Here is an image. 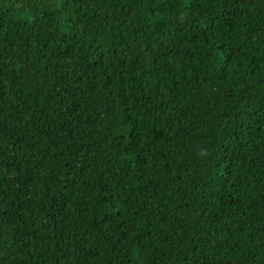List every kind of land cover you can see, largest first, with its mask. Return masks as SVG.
<instances>
[{
    "label": "trees",
    "instance_id": "1",
    "mask_svg": "<svg viewBox=\"0 0 264 264\" xmlns=\"http://www.w3.org/2000/svg\"><path fill=\"white\" fill-rule=\"evenodd\" d=\"M0 264H264V0H0Z\"/></svg>",
    "mask_w": 264,
    "mask_h": 264
}]
</instances>
